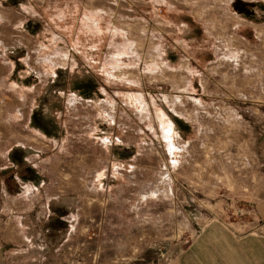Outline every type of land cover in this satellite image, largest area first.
<instances>
[{
    "label": "rangeland",
    "instance_id": "obj_1",
    "mask_svg": "<svg viewBox=\"0 0 264 264\" xmlns=\"http://www.w3.org/2000/svg\"><path fill=\"white\" fill-rule=\"evenodd\" d=\"M15 148L65 195L27 264H163L205 218L264 233V0H0V170Z\"/></svg>",
    "mask_w": 264,
    "mask_h": 264
},
{
    "label": "crops",
    "instance_id": "obj_2",
    "mask_svg": "<svg viewBox=\"0 0 264 264\" xmlns=\"http://www.w3.org/2000/svg\"><path fill=\"white\" fill-rule=\"evenodd\" d=\"M50 183L49 180L40 185L24 183L17 196L5 195V219H0V264H27L26 259L35 243L25 232L27 225L33 223L32 219L33 224L38 225L55 211L54 207L61 208L64 204L65 195L62 193L50 195L46 202L43 201L42 193L49 192L47 186ZM261 213L264 220V207L261 208ZM71 214L72 221L77 219V222L78 214ZM187 225L191 238L182 247H175L172 243L171 255L163 264H264V233H257L256 230L242 232L210 218L193 223L194 228ZM57 263L62 264L61 255L53 262Z\"/></svg>",
    "mask_w": 264,
    "mask_h": 264
},
{
    "label": "trees",
    "instance_id": "obj_3",
    "mask_svg": "<svg viewBox=\"0 0 264 264\" xmlns=\"http://www.w3.org/2000/svg\"><path fill=\"white\" fill-rule=\"evenodd\" d=\"M39 114L34 116L35 122L37 119L40 120ZM40 124V123H39ZM43 125V124H42ZM18 148H15L10 154L13 166L11 168H4L0 170V192H1V182L4 181L5 187L8 192H19L21 190L20 182L30 183V181H36L39 173L36 168L27 159L29 150H25L24 153L20 154ZM41 180H37L36 183L39 184ZM62 216V215H61ZM61 216L56 217V220L62 224ZM57 222V223H58Z\"/></svg>",
    "mask_w": 264,
    "mask_h": 264
}]
</instances>
